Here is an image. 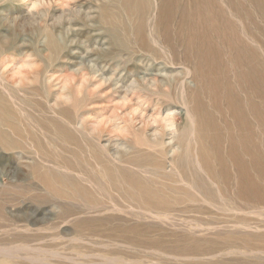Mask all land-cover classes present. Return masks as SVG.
<instances>
[{"label": "rangeland", "instance_id": "1", "mask_svg": "<svg viewBox=\"0 0 264 264\" xmlns=\"http://www.w3.org/2000/svg\"><path fill=\"white\" fill-rule=\"evenodd\" d=\"M162 1L151 0L147 16L156 40L159 21L174 36L181 27L180 13L159 14ZM217 1L236 20L230 0ZM239 2L253 19L236 27L264 71V13ZM139 21L121 0H0V97L10 107L0 118L8 138L0 143V264H264V106L257 118L247 113L251 136L227 112L225 86L244 106L264 99L237 67L211 69L198 25L191 56L221 82L214 103L209 81L187 73V45L160 35V59L128 45ZM222 49L229 65L232 51ZM143 73L165 84L158 94L149 83L146 102L130 104ZM187 95L211 113L204 131L187 115ZM182 138L192 146L187 160ZM45 174L56 192L40 181ZM58 176L82 184L84 195L59 199L68 184Z\"/></svg>", "mask_w": 264, "mask_h": 264}, {"label": "bare ground", "instance_id": "2", "mask_svg": "<svg viewBox=\"0 0 264 264\" xmlns=\"http://www.w3.org/2000/svg\"><path fill=\"white\" fill-rule=\"evenodd\" d=\"M182 1L183 0H163L162 1L163 3H161L160 4L161 6H159L160 7L159 8V10H160L159 14L163 15V13H164V15L166 16L165 12L166 13L168 12V14L170 12L171 13L172 12L180 13V21L179 22L181 24V27H179L177 31H174V33H175V36H174L171 32L169 24L163 23L162 20L159 21V26L157 28V34H158L159 39L156 40L150 34V31L153 33V29L149 27V24H148L149 20H147V16L149 15L150 11L152 10V6H153L151 4V0H121L122 7H123L125 13H127L129 15H133V14H135V12H137L138 16L140 18L139 24L134 26L133 37H129L126 33V29L128 30V32L130 30H132L131 24L127 23L124 25V33L126 34V36H128V37H126L127 38L126 41L129 42L128 45L130 46L131 43L135 42L136 45H139L141 48L149 51V53H151L152 56H156V57H158V59H160V35H161L162 39L165 40V42H169L172 40V45H171L172 47H176L179 42L187 45L185 47V55L187 54V56H188L187 61L189 62L190 66H191V64L193 66V64H194L193 60L194 59L192 58L191 54L194 53L193 46L195 45V42L199 39L198 38L199 29H197V27L199 25V27L203 31V35L200 39L203 38V45L202 46L204 47V53H202V49H201L200 53L208 54L207 56H209L210 60H211V63H210L211 69L212 68L214 70L215 69L216 70L221 69V70H224V72H226L225 70L237 67V69H239V71L237 72L236 75L238 76L239 80H241L243 83L247 84V86L256 95H259L262 97V99H264V71L260 70V69H262L261 64H258L259 63V61H258L259 60L258 49H256L249 42V40H248L249 36L245 32H243V34H242V31L240 32L238 30V28L236 27L237 21H240L241 18L247 19L249 21V20L253 19V15L249 11H246L244 9V5H241L242 3H240L239 0H237V1L230 0L229 1V2H231V4L229 3L230 7L234 6L235 10L232 9L233 7L231 9L233 12H235V15L234 14L233 15L236 17V20H234V19L232 20V18L229 17V14H228L229 12L227 13L226 9L224 7H222V5L217 0H192L193 7H191V10L188 8H185L183 6ZM250 1L258 4L261 8L262 14L264 13V3L262 5L261 0H250ZM212 8H213V10H212ZM232 11H231V13H232ZM230 15H232V14H230ZM166 21H167V19H166ZM160 29L162 32H160ZM117 39L122 43L121 36H119V38H117ZM115 41H117V40H115ZM124 45H126V43ZM222 46H224L225 49L228 48L232 51V55H231L230 61H229L230 66L228 64H226L225 58H223L224 50L222 49ZM204 56L205 55H203L202 57H204ZM200 62L201 63L203 62V64H204V62H207V61L205 59H202ZM187 70H188L187 73L189 75H192L191 76L192 78L194 76L197 79L198 78L205 79L204 80L205 82L209 81V84H207V86L209 87L208 89L210 90L209 92L210 93L214 92L213 93V94H215V96L213 97L214 103L218 102L217 90L220 89V83H221V82H219L218 78L215 77L212 79L208 73V70L206 68H202L201 64H199V63L194 64V68L189 67V68H187ZM143 74H144L143 79L142 78L141 79L144 82V84L143 85L140 84V86H143V87H139L137 91H135L134 93H131V96L129 98H125L128 100V102L130 104L133 103V100H135V99L139 100L141 103H144L145 100L144 101L142 100L144 98H143V93L141 94V90H143V89L147 90L146 86L149 83H150L149 85H153L156 87V89H157L156 92L158 94H160V85L165 84L164 83L165 81L163 78L162 79H158V78L146 79V77L153 76V74L152 73H149V74L143 73ZM144 85H145V87H144ZM225 88L228 89V92H229L227 97L225 98L226 104H227V106H226L227 112H229V114H231L232 117H234V120L238 126H240L242 129H244V131L245 130L250 131V135L252 136L253 135V131H251L252 125L250 124V122L248 120L247 113L251 112L255 115V117L261 116L260 115L261 107L264 106V100L262 102L247 103L248 106L247 105L244 106L240 101V98H239L240 96H238V93L234 91L235 87L233 88L231 86V84H226ZM182 99H183L182 100L183 105L186 107V111L188 113L187 115H190L189 118L192 116V113H194V115L197 116V118L199 120L196 122L199 124V125L197 124L198 126L196 125L197 127H200L203 129L204 128L203 125L205 126V124L207 125L208 123L211 125V123H213L212 118H210L211 113L209 112L208 108L206 109V106H204V104L201 102L198 95H192V96L187 95V96H183ZM140 102H138V103L140 104ZM8 108H10V107H9L8 103L6 102V100H4L3 98L0 97V118L2 116L7 115L8 111H9ZM154 110H156V109H154ZM144 120L145 119H143V121ZM129 121L131 124H133L135 119H130ZM195 121H196V118H195ZM214 121H215V119H214ZM214 124H215V122H214ZM169 126L174 127L172 124ZM204 130H205V128L202 131H204ZM202 134L198 133V136L201 138ZM250 135H246V136L242 137V139H240V142L250 141V139H251ZM0 143L1 144H8V138L4 135L3 132H1V128H0ZM179 143L183 149H186V156H187L186 160H187L189 158V154L191 152L192 146H190L191 144H188L189 142L185 144L183 138L180 139ZM182 154H183V152H182ZM235 155L238 156L237 154H235ZM202 156H203V161H207L206 153H204L203 150H202ZM212 169H213V167H209L208 171L214 172L215 169L214 170H212ZM244 172H245V169H244ZM224 173H225V171H224ZM61 177L60 176L57 177V180L59 179L58 182L60 181L64 184H68L66 187L68 190L58 191L57 197L59 199H61V198H68L69 199L70 195H69L68 191H70V190H71V194L74 196L75 195H77V196L84 195L85 189L83 187H81L82 184L79 185L80 188L77 189L75 186V185L78 186L77 182L74 185L71 182L72 180L71 181H69L67 179L64 180V179H62L63 177L62 178ZM215 177H216V175H215ZM40 181L43 183V185L46 187V189H52V190L55 189L54 192H56L57 187L55 188L53 186V184L56 182V180L54 178H52V176L50 174H45L44 176H42ZM242 183L244 184V181ZM242 191H243V189H242ZM250 191H252V189ZM253 191H254V189H253ZM239 192H240V190H239ZM254 194H252V195H254Z\"/></svg>", "mask_w": 264, "mask_h": 264}]
</instances>
